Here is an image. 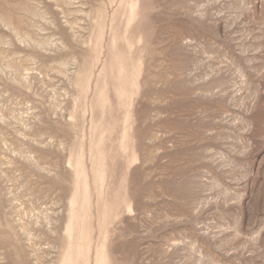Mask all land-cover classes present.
Wrapping results in <instances>:
<instances>
[{
  "label": "rangeland",
  "instance_id": "rangeland-1",
  "mask_svg": "<svg viewBox=\"0 0 264 264\" xmlns=\"http://www.w3.org/2000/svg\"><path fill=\"white\" fill-rule=\"evenodd\" d=\"M0 264H264V0H0Z\"/></svg>",
  "mask_w": 264,
  "mask_h": 264
}]
</instances>
